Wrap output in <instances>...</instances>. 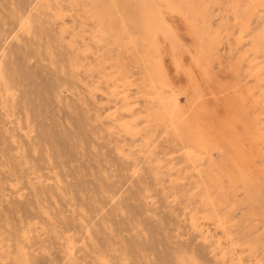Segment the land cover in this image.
I'll return each mask as SVG.
<instances>
[{
	"label": "rangeland",
	"instance_id": "374dc122",
	"mask_svg": "<svg viewBox=\"0 0 264 264\" xmlns=\"http://www.w3.org/2000/svg\"><path fill=\"white\" fill-rule=\"evenodd\" d=\"M169 1L156 51L130 0H0V264H264V0Z\"/></svg>",
	"mask_w": 264,
	"mask_h": 264
},
{
	"label": "bare ground",
	"instance_id": "6f19581e",
	"mask_svg": "<svg viewBox=\"0 0 264 264\" xmlns=\"http://www.w3.org/2000/svg\"><path fill=\"white\" fill-rule=\"evenodd\" d=\"M113 1V0H112ZM194 1V0H193ZM131 4L133 6H137L138 7V15H137V24H140L144 30H145V37H146V41L147 43H151L152 46H154L156 48L157 51V44L156 42L158 41L159 37L158 36H163V38L166 39V31L165 29H163L164 25H165V21L163 18V15L168 13V14H178L179 13V9L177 7L174 6L173 2L169 1V0H150L148 4H142L140 2V0H130ZM177 2V1H176ZM128 3V0H127ZM109 4V1H108ZM114 4V3H113ZM116 6V5H115ZM184 7V6H183ZM131 8V7H130ZM181 9V8H180ZM196 11V10H193ZM123 10L119 7H115L112 10V14L114 13L117 16H121ZM190 13V12H189ZM188 14V13H187ZM194 15V13H193ZM205 17V16H204ZM121 18V17H120ZM196 20V19H195ZM135 21V20H134ZM194 21V20H193ZM167 24V23H166ZM208 27L210 28V26L208 25ZM163 29V30H162ZM205 29V28H204ZM126 29H124V31L122 32V29H119V32L117 31V29L112 31V34L116 35L117 38H121V35L124 34ZM206 30V29H205ZM204 31V30H203ZM114 32V33H113ZM205 32V31H204ZM214 36V35H212ZM130 41L132 40L131 38L129 39ZM131 44L133 42H130ZM206 53V52H205ZM149 55V54H148ZM147 55V56H148ZM205 55V54H204ZM206 56V55H205ZM194 58V57H193ZM197 58V57H195ZM193 60V59H192ZM207 56L204 58L202 57H198L197 59H195L194 62V66L199 68L200 67L204 70V73L207 72ZM201 69V70H202ZM210 72V71H209ZM206 76V74H205ZM104 77V76H103ZM180 79V78H179ZM152 80V79H151ZM1 82L3 81L2 78V74L0 73V85ZM154 82H157L159 85H162L163 81H162V76H160L159 80H152V86H154ZM7 84V83H6ZM6 84H2L3 87L5 88V91L9 92V89H7ZM6 85V86H5ZM1 88V87H0ZM4 91V90H3ZM11 92V91H10ZM237 92V91H236ZM249 93V92H248ZM252 94V93H251ZM10 96V95H9ZM197 96V95H196ZM1 97V96H0ZM3 97V96H2ZM245 97V95H244ZM251 97V96H250ZM5 98V97H4ZM249 99V98H248ZM1 100V98H0ZM3 102V101H2ZM13 102V101H12ZM198 102V101H197ZM237 102V101H236ZM245 102V101H244ZM254 102V101H253ZM5 103V102H4ZM235 103V102H234ZM256 103V102H255ZM4 105V104H3ZM199 105V104H198ZM258 105V104H257ZM201 106V105H200ZM231 107V106H230ZM229 107V108H230ZM240 108V107H239ZM2 109V107H1ZM203 109V107H202ZM257 109V108H256ZM5 111V110H4ZM171 111V110H170ZM229 111V109H228ZM240 111V110H239ZM172 112V113H171ZM169 114V123L170 127H173L174 129V133H176V135L181 138H186V140L188 141V143H190V145L192 146V151L190 153V155L195 154V150H208L209 148L212 149H222L223 145H231L232 142V129L231 127H229V125H225V126H212V125H208L206 123V125L203 124V121H200L201 116L199 115V113L197 114V112L195 114H185L182 113L180 110H174L171 111ZM194 112V111H193ZM204 112V111H203ZM6 113V112H5ZM207 114V112H206ZM239 114V113H238ZM239 116V115H238ZM241 116V115H240ZM162 117V116H161ZM235 121L237 120L236 115L232 116ZM158 118V117H157ZM213 119V118H212ZM159 121V120H158ZM168 121V119H167ZM207 121V120H206ZM231 121V120H230ZM160 122V121H159ZM175 123L178 124L179 126L176 127ZM159 124H163V123H159ZM167 124V122H166ZM129 126V125H127ZM157 126V125H156ZM168 127V126H167ZM264 128V127H263ZM125 130V129H124ZM130 130V127H129ZM213 130V131H212ZM127 131V129H126ZM256 132V131H255ZM254 132V133H255ZM261 132V131H260ZM251 133V132H249ZM259 133V132H258ZM252 134V133H251ZM255 135V134H254ZM260 135V134H259ZM264 135V134H263ZM176 136V137H177ZM253 136V135H252ZM254 137V136H253ZM259 137V136H258ZM257 137V138H258ZM247 138V137H246ZM262 141H264V136L259 137ZM180 139V138H179ZM238 139V138H237ZM248 139V138H247ZM255 139V138H254ZM239 140V139H238ZM254 141V140H253ZM252 141V143H253ZM251 143V144H252ZM258 143V142H256ZM14 144V143H13ZM250 144V145H251ZM255 144V143H254ZM235 145V144H234ZM262 145V144H261ZM236 146V145H235ZM245 147V146H244ZM255 147V146H254ZM235 149V148H234ZM232 150V148H229V155L230 154H234L233 157L231 158H226L229 159L227 161V165L229 167L230 172H236V174L238 175V177L242 180L246 179L247 173L244 169V165L240 163L241 160L239 159L238 154H236V150ZM256 150V149H255ZM260 150V149H259ZM190 151V150H189ZM246 151V150H245ZM122 152V151H121ZM250 153V152H247ZM263 153V152H262ZM228 154V153H227ZM253 154V153H252ZM150 155V154H149ZM187 155V154H185ZM263 155V154H262ZM195 156V155H194ZM199 156V155H198ZM204 156V155H203ZM226 157V155H225ZM249 157V156H248ZM252 157V156H251ZM263 157V156H262ZM243 158V157H242ZM225 159V160H226ZM264 159V157H263ZM255 160V159H254ZM193 162V161H192ZM243 162V161H242ZM253 162V161H252ZM251 162V164H252ZM247 167V165H246ZM225 169V168H224ZM227 169V168H226ZM225 169V170H226ZM247 169V168H246ZM228 170V171H229ZM250 171V170H249ZM247 171V172H249ZM251 172V171H250ZM253 173V172H252ZM262 173V172H261ZM232 176V175H231ZM234 178V176H233ZM239 179V180H240ZM260 179V178H259ZM232 180V178H231ZM236 180V179H235ZM263 180V179H262ZM256 181V179H255ZM246 182V180H245ZM237 183V181H236ZM251 184V183H250ZM264 184V183H263ZM260 185V184H259ZM253 186V185H252ZM251 186V188H252ZM257 186V183H256ZM254 187V186H253ZM250 188V186H249ZM256 188V187H255ZM198 189V188H197ZM255 192V191H254ZM264 192V190H263ZM256 193V192H255ZM258 193V192H257ZM260 193V191H259ZM251 195V194H250ZM263 195V194H262ZM218 199H220L218 197ZM209 201V199H207ZM206 201V202H208ZM223 201V200H222ZM221 203V202H220ZM212 205V204H211ZM206 206L208 208V205L206 203ZM217 207V205L214 203V207ZM219 206V205H218ZM221 206V205H220ZM211 208V207H210ZM219 210V209H218ZM212 211H214V209H212ZM211 213V212H210ZM214 213V212H213ZM219 214V213H218ZM212 215V214H211ZM215 215V213L213 214ZM217 216V215H215ZM209 217V216H208ZM218 217H215V220ZM219 220V219H218ZM216 222V221H215ZM217 223V222H216ZM198 226V225H197ZM23 233V231H22ZM25 236V235H24ZM234 242V241H233ZM190 261V260H189ZM105 262V261H104ZM183 262V261H182ZM180 262V263H182ZM188 263V262H187ZM186 263V264H187ZM185 264V263H184Z\"/></svg>",
	"mask_w": 264,
	"mask_h": 264
}]
</instances>
